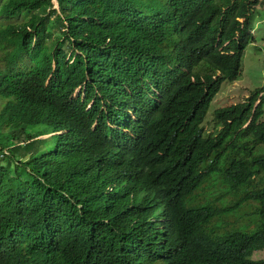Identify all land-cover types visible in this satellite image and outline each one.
<instances>
[{
  "label": "trees",
  "instance_id": "obj_1",
  "mask_svg": "<svg viewBox=\"0 0 264 264\" xmlns=\"http://www.w3.org/2000/svg\"><path fill=\"white\" fill-rule=\"evenodd\" d=\"M262 8L264 0H0V264H178V251L192 264H264L252 260L264 250V98L254 108L264 87L249 106L214 113L224 124L217 145L204 136L221 82L238 78L256 42ZM172 22L198 39L182 82L140 104L133 129L145 140L123 149L105 127L93 129L99 107L90 113L83 99L101 100L106 84L83 81L95 79V58L144 64L155 51L150 60L178 61ZM133 162L137 189L104 200L107 178ZM228 197L258 204L222 235L203 230Z\"/></svg>",
  "mask_w": 264,
  "mask_h": 264
},
{
  "label": "clouds",
  "instance_id": "obj_2",
  "mask_svg": "<svg viewBox=\"0 0 264 264\" xmlns=\"http://www.w3.org/2000/svg\"><path fill=\"white\" fill-rule=\"evenodd\" d=\"M255 11V10H254ZM261 13L255 11L254 20H252V30L251 34L254 35V31L256 29L255 23L260 17ZM241 22L242 19H239ZM260 21H264V19H259L257 23ZM180 23V20H178ZM178 23H166V26L177 28V36L182 39L180 45H178V61L174 59L172 56L164 53L163 58L150 60L152 56L157 55L155 51L150 52V56L147 59L148 62L144 64H138V59L132 56H128L126 54H122L118 56L116 59L111 62H106L103 59L95 58L94 66L96 69L95 79L89 80V77H86L83 81L84 86H87L89 83H99L101 87V82L106 84L105 90L102 97L100 99H96L94 96L88 101L86 94L84 92L83 99L85 100L88 110L90 113L92 110L98 105L99 113L96 114L94 120L93 129L97 127H105L107 131H105V135L108 139L114 140L117 146L122 147L123 149H127L132 143L134 145H141L145 140L141 135H139L133 128L136 127L139 123L144 120V113L140 110L139 106L145 102L151 103H159L161 99L167 94L168 90H171L172 87H176L178 81L182 82V74L185 71L184 61L188 56V44L191 40H198L193 37L194 29H190L186 26L176 27ZM165 26V27H166ZM254 44L250 43L249 45ZM248 45V46H249ZM247 46V47H248ZM246 47V48H247ZM245 48V49H246ZM244 49V51H245ZM243 51V53H244ZM242 53V56H243ZM241 56V57H242ZM242 59V58H241ZM93 60V59H92ZM155 63V64H154ZM157 65L152 67V65ZM241 74V67L239 76ZM217 76H220L217 74ZM93 77V76H92ZM234 79L232 81L224 80L221 82L218 92L214 95V99L212 100L211 108L209 110V115L213 111L220 112L224 110H232L237 109L244 106H249V100L254 96L255 92L251 94V96L236 104L227 105L224 108L216 109L217 101L225 100L227 95L224 94L223 85L226 82H235L238 80ZM82 88V87H81ZM84 91V90H83ZM100 92V91H98ZM81 92L77 91L76 96H78ZM223 94L224 98L217 99ZM264 94L260 95L258 100L256 101L254 108L260 106L262 103ZM260 102V104H258ZM257 105V106H256ZM264 110V107H263ZM255 110H252L254 112ZM208 117V116H207ZM207 119V118H206ZM250 118L243 124L242 128H245L249 125ZM214 121L220 125V130L217 133H209L206 131V120L204 122V136L210 137L215 140V144H218L216 140L221 131L224 129V124L220 120ZM259 122H264V114L259 119ZM125 141V144L123 142ZM134 141V142H133ZM95 153V152H94ZM138 173H140V164L139 163H131L129 165L124 166L121 171L106 180V185L104 188V193L107 198L104 200L107 201H115L119 196L124 194H119V191H127L130 189V192L134 191L138 187V183L140 178H138ZM117 183H122L120 187H118ZM207 185V189H208ZM251 189V188H248ZM250 191V190H249ZM223 193V192H222ZM222 193L219 195L211 196L210 200H216L219 197H222ZM204 195V194H203ZM203 195L198 197V201L196 205H202L205 202V197ZM262 196V195H260ZM264 197V196H263ZM130 198L134 201V196L130 195ZM252 198H247V202L245 203L244 199L240 204L235 205L234 199L232 197L226 198L221 204L223 206L219 209L220 213L213 219H208V221L204 224L203 230L213 231L216 235H222L224 232L223 226H236L239 222L244 220L248 215L250 216L251 211L254 210L258 202H254L251 200ZM261 202V200H260ZM135 203V201H134ZM246 206L248 207V211H246ZM79 211V208L77 206ZM161 212V214H159ZM158 212L157 218L154 219V224H157L159 229L163 228L166 223L165 212L166 209H161ZM83 214V212H80ZM159 217H162L161 220L157 221ZM221 226V227H220ZM115 228V227H112ZM154 246L155 243L150 244ZM178 251V264H192L191 252L184 251L180 253ZM175 254V252H174ZM254 255V259L252 260H260L264 258H256Z\"/></svg>",
  "mask_w": 264,
  "mask_h": 264
},
{
  "label": "rangeland",
  "instance_id": "obj_3",
  "mask_svg": "<svg viewBox=\"0 0 264 264\" xmlns=\"http://www.w3.org/2000/svg\"><path fill=\"white\" fill-rule=\"evenodd\" d=\"M259 19H264V8L261 9V15L255 23L254 34L256 42L249 45L243 53L240 77L235 82L224 83L223 90L227 97L222 101L219 99L224 98L223 94L217 98L219 101L216 103V109L240 103L248 99L257 88L264 87V21L257 23ZM220 128V125L214 121V113L212 111L206 119V131L217 133ZM161 219L162 217H159L157 221ZM256 254V258H264V250Z\"/></svg>",
  "mask_w": 264,
  "mask_h": 264
}]
</instances>
